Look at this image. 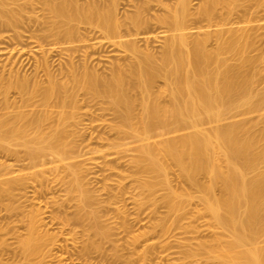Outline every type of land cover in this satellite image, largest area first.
Here are the masks:
<instances>
[{"label": "bare ground", "instance_id": "obj_1", "mask_svg": "<svg viewBox=\"0 0 264 264\" xmlns=\"http://www.w3.org/2000/svg\"><path fill=\"white\" fill-rule=\"evenodd\" d=\"M27 1L0 0L2 26L20 24L26 6H29ZM43 1L47 19L44 15L42 20L47 21L49 32L45 33L46 37L55 36L56 40L70 42L75 30L81 24L86 28L87 24L93 27L92 32L94 28L96 32L98 29L102 34L100 37L107 39L112 46L123 48L128 61L112 64L109 72L99 73L86 63L79 70L71 59L67 73L63 71L67 76L64 82H59L47 65L46 85L20 77L8 81L4 86V96L7 97L8 89L14 86L18 89V99L9 102L6 98L0 109L19 110L13 114L8 110L5 116L0 114V141L10 149L12 141L17 140L14 145L24 146L25 156L32 163L48 155L63 162L72 153L70 136L73 123L78 122L73 109L78 107V96L83 92L88 100L105 104L113 110L121 124L116 126L119 133L122 127H127L132 133L142 135H139L142 139L139 155L134 161L139 172L165 175L172 163L178 166L189 184L200 189L207 212L226 237L220 244L222 254L218 259L221 263L264 264V248L259 245L260 238L264 236V170L248 176L264 162V114L254 119L218 125L207 131L198 129L205 122H220L234 108L247 107L245 111L249 110L245 113L264 108L263 35L257 33L258 24H249L257 22L253 18L254 13L244 19L247 25L239 28L228 27L231 22L227 16L211 42L209 31L200 37L186 31L192 0H178L171 13L163 18L172 33L162 54L155 56L149 51L138 54L140 50L134 40L123 36L125 23L117 14L121 0H90L87 4H80L77 0ZM251 1L228 0L226 4L230 10L242 8L247 11L244 12L246 15L252 11L254 4L251 8L248 6ZM143 4L136 6L138 12L145 8ZM216 5L217 2L211 0L198 9L197 16L212 23ZM138 17L139 14L131 17L136 25ZM45 24L42 23L43 26ZM127 29L131 30L130 27ZM88 54L85 53V59ZM160 79L164 86L157 89ZM260 84L262 87L259 89ZM32 105L43 109L38 112L22 109ZM176 124L195 130L171 138L159 136L156 142H150L155 132L162 136L171 132ZM0 164L2 168L3 164ZM66 168L71 174L66 181L69 190L77 196L82 212L80 217H93V212L87 209L91 196L77 170L70 165ZM201 175L209 179L201 181ZM147 178L143 176L140 184L143 189L152 190L156 183ZM163 179L162 184L169 187L168 178ZM22 180L3 181L6 186H2L0 194H8L9 187L22 183ZM172 190L169 191L168 202L175 209L183 196ZM216 190H219V195H216ZM35 224L36 219H30V228ZM92 229H97L96 221ZM40 239L32 234L23 242L26 255L40 253Z\"/></svg>", "mask_w": 264, "mask_h": 264}, {"label": "rangeland", "instance_id": "obj_2", "mask_svg": "<svg viewBox=\"0 0 264 264\" xmlns=\"http://www.w3.org/2000/svg\"><path fill=\"white\" fill-rule=\"evenodd\" d=\"M30 1L20 24L6 27L0 22V106L6 98L9 102L18 99V89L14 86L8 89L7 97L4 96L5 83L16 77L29 78L31 82L38 80L46 85L48 70L59 82L66 81L69 66L66 68L71 59L79 70L86 63L99 73L109 72L112 64L128 61L123 48L112 46L107 39L100 37L102 34L98 29L96 32L94 28L92 32L93 27L87 24L89 31L85 24H81L70 42L56 40L55 36L46 37L45 33L49 32L45 24L47 21L42 20L46 16L44 1ZM77 1L87 4L90 0ZM214 1L217 5L213 9L212 23L197 16L198 9L211 0L191 1L186 31L194 37L209 31L212 36L210 41L213 42L227 16L231 22L228 27L239 28L247 23L244 19L254 13L253 18L257 22L249 24H258L257 33L263 35L264 45V0L251 1L248 6L251 8L254 4L252 11L246 15L244 12L247 11L240 7L230 10L226 4L228 0ZM177 2H119L117 14L125 23L122 34L134 40L140 50L138 54L143 55L147 51L155 56L162 54L172 33L163 18L171 13ZM142 4L145 8L138 12L136 6ZM136 14H139L138 25L131 19ZM85 53H89L86 59ZM127 55L130 56L129 53ZM163 86L160 79L157 89ZM261 87L262 84L258 86L259 89ZM242 108L232 109L220 122H205L197 128L207 131L218 125L254 119L264 114V108L248 113H245L249 110L245 111L247 107ZM22 109L38 112L43 108L32 105ZM8 110L12 108L0 109V114L5 116ZM18 110L16 108L9 114ZM73 110L78 115V122L73 123L70 136L72 153L63 162L48 155L32 163L25 156V147L14 145L17 140H14L15 143L12 141L14 146L10 149L0 141V163L6 167H0V190L6 186L3 181L23 179L22 183L9 187L8 194H0V264H223L218 256L222 254L220 244L226 237L207 212L200 189L185 180L178 166L170 163L166 176L151 173L149 176L144 171L139 172L134 161L142 142L140 134L137 136L127 127H122L119 133L116 126L121 124L113 110L105 104L88 100L83 92L78 96V107ZM188 127L176 124L171 132L162 136L155 132L150 142H156L159 136L171 138L195 130ZM173 128L179 129L175 131ZM67 165L77 170L86 192L91 196L87 209L93 212V217H80L82 212L77 196L69 190L66 181L71 178ZM259 165L249 172V177L264 170V162ZM143 176L156 183L152 190L141 186ZM163 178H168L170 188L162 184ZM208 179L206 175L200 176L201 181ZM172 189L183 196L175 209L168 202ZM218 191L216 195H219ZM30 219H36L34 228L29 226ZM95 221L97 229L93 230ZM32 234L41 238L42 245L39 254L28 256L23 242ZM259 245L264 248V236L260 238Z\"/></svg>", "mask_w": 264, "mask_h": 264}]
</instances>
